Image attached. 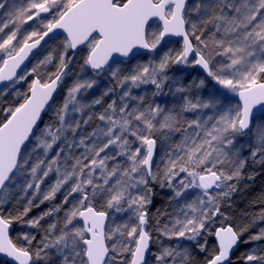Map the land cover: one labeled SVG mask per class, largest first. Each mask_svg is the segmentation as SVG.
<instances>
[{
  "label": "snow or ice",
  "instance_id": "obj_1",
  "mask_svg": "<svg viewBox=\"0 0 264 264\" xmlns=\"http://www.w3.org/2000/svg\"><path fill=\"white\" fill-rule=\"evenodd\" d=\"M6 3L0 0V9ZM44 13L53 15L39 21L43 31L26 32L17 40L21 26ZM154 17L163 22L162 27L150 31L148 23ZM56 29L67 34L56 71L44 80L37 74L41 65L52 63L49 53L30 72L17 76L32 49ZM0 34V83L12 82L0 95L33 76L27 93H15L23 96L22 102L0 114V254L10 258L8 264H191V247L204 254L203 264H234L241 236L256 220H264L262 209L251 224L237 229L222 222L228 217L221 211L222 201L227 202L243 178L247 160L264 164V0H29L24 7H9ZM171 36L181 37L182 47L164 51L158 60L137 63L126 74L118 67L123 61L109 64L114 54L135 58L134 50L155 52ZM81 45L87 53L80 72L91 69V74L75 78L61 106L49 105L71 62L66 59L69 50L80 55L75 50ZM172 65L199 66L215 85L236 94L242 103L232 107L224 92L202 97L198 89L205 86V79L185 86L167 75ZM103 75H110L123 89L120 103L113 99L98 114L73 118L75 113L83 117L85 109L100 105L103 96L114 91L106 89L90 103L81 101L96 86V77ZM142 85H153V96L168 86L169 91L184 94L183 103L178 110L145 103L143 96L132 94ZM130 101L137 104L129 107ZM46 106L56 119L40 127ZM207 109L213 114L201 118ZM183 113L196 115L186 119ZM93 115L102 125L78 136ZM157 133L162 149L158 157ZM177 133L180 138L174 140ZM244 137L249 139L241 142ZM76 148L84 151L77 156ZM39 149L42 153L32 160ZM245 149L248 157L242 155ZM118 157L125 162L110 166ZM25 173L30 179L18 184ZM51 173H55L54 183L41 192ZM65 185L61 204L25 219L34 206L53 201ZM153 185L171 189V198L177 201L176 213H164L170 217L167 223L160 225L156 219V231L174 245L154 239L146 227ZM14 187L33 194L21 210L8 211L3 206ZM189 189L200 190L196 199H188ZM76 193L79 196L69 203ZM38 195L41 199L34 205ZM66 204L62 220L49 221L47 226L41 223ZM125 212L128 220L118 223L116 214ZM217 217L222 219L214 228ZM14 223L43 235L34 244L36 235L22 232L17 242L9 231ZM208 237H214V245H209ZM258 241H264V228L242 242ZM237 259L243 264H264V245L257 244Z\"/></svg>",
  "mask_w": 264,
  "mask_h": 264
},
{
  "label": "rangeland",
  "instance_id": "obj_2",
  "mask_svg": "<svg viewBox=\"0 0 264 264\" xmlns=\"http://www.w3.org/2000/svg\"><path fill=\"white\" fill-rule=\"evenodd\" d=\"M29 2V0H7V3L5 4V9H0V22H2L6 16H7V10L9 9L10 6L15 5L16 7H24L26 4ZM191 3V0H189ZM52 13H44L41 15V17H38L36 20L29 21L28 23L24 24L21 26V31L18 33L17 40H20L21 37L26 33L30 32L33 30L37 31H43V25L39 23V21L42 18H47L50 19ZM161 24L159 22H154L149 26V30H158L161 28ZM9 29H5V32H8ZM207 35V33L205 34ZM3 37V34H0V38ZM65 37H57L52 40H50L46 45H44L37 53H35L32 58L29 60L28 65L26 68L18 75L20 76L21 74L25 72H30L31 69L36 66V64L39 61H42L45 56H47L49 53L53 55V61L50 64L47 65H41V68L38 69V75H40V78L42 80L46 79L47 74L55 72L56 71V65L58 64V60L56 59L60 54L61 50L63 48V40ZM16 43V41H14ZM182 47V42L181 41H175V40H168L163 43L156 49L155 52H146L137 55L135 58H129V59H124V60H119L123 61V63H119L118 67L121 70V74H126L127 72L131 71V69L137 64V63H147L150 60H158L159 57L162 55L164 51H167L169 49L176 51L179 50ZM84 49L83 52L81 50ZM82 49L76 51V53H80V55H74L72 50H69L68 57L66 59L71 60V62L68 65V69L66 70V75L63 77L62 83L59 85L58 92L53 99V102L51 105H54V107H59L62 105L64 99L67 96V91L68 88L71 87V84L74 82L75 78L80 75V76H87L90 75L92 70L91 69H86L84 73L80 72V66L83 64V58L84 55L87 53V49L83 47ZM217 59H221L220 57H217ZM198 68V69H197ZM167 75L170 78L177 79L180 81L181 84L188 86L193 83V81H198L200 79H205V86L201 89H198L202 97H207L211 92H224L227 95V99L231 102V106L235 107L237 103L239 102V97L234 94L227 92L226 89H222L220 86L215 85V82L211 80L210 77H206V73L203 72V70L199 69L198 66L196 67H183L180 65H172L167 72ZM33 76L28 75L25 80L20 81L15 85L14 88H7L6 94L0 95V114L3 113V110L6 109L9 106H16L23 100V96L21 95L20 97H17L15 93L19 91L20 93H27L28 92V85L32 81ZM97 84L94 88L90 89L86 95H84L81 98V101L83 103H90L93 99L99 98L103 96V93L106 89L112 88L114 91L110 92L109 95L103 96L102 103L100 105H93L91 108L85 109V114L83 117H81V114L75 113L73 118L75 119H87L88 114H98L104 110V108L107 106L108 103H111L113 99H117V103L119 104L120 101L118 100L119 94L123 91V89L116 87V81L110 76V75H103L96 77ZM171 82V81H170ZM10 85V84H9ZM3 87L0 90L5 89ZM155 91V88L153 85H142L140 88H133L132 89V94L135 96H143L145 98V103L147 102H155L157 104H160L162 107H164L166 110L168 109H179V106L183 103L181 97L184 95L183 93H174L172 91H169L168 86H165L164 92L160 95L153 96L152 93ZM193 94H195L193 92ZM137 104V101H130L129 107H132L133 105ZM213 110L207 109L204 110V115L201 118H206L207 115H212ZM196 114L195 113H183V116L186 119H192ZM2 118V117H0ZM55 114L54 111H47V118L43 120L42 124L40 127L43 126L45 123H52L55 121ZM97 125H102V122L99 121L96 118V115H93V119L88 122L87 125H82L81 129L78 130V136L83 135L86 133H89L93 131ZM70 135V134H69ZM180 134H174L173 139L174 140H179ZM133 139V138H130ZM156 139H157V147H156V154L157 157L162 154V149H161V139H160V134H156ZM249 139L248 137H244L241 142H244V140ZM35 143V142H33ZM62 143V142H61ZM61 145L54 146L52 152L49 153V156H51L53 153H55L58 150V147ZM133 147H136V144H133ZM42 149H39L36 153L32 154V160L36 158L37 155L42 153ZM84 150L82 148H76L74 149L75 155L79 156ZM111 151V149H109ZM103 155V154H102ZM242 155L244 157H248L249 153L248 150L245 149L242 151ZM64 154H61V158L63 159ZM32 160L29 161V163L32 162ZM156 161V157H154V162ZM252 161L250 158L247 160V162ZM121 163L123 164L125 162L124 157H118L117 160L110 161L109 164L110 166L112 164L116 163ZM184 174L182 173L181 176ZM245 176V168L243 169V178ZM55 173H51L49 177L45 180L44 184L41 185V192L46 191L47 187L50 186L52 183H54L55 180ZM242 178V179H243ZM30 177L25 173L24 176L19 177L17 183L18 184H23L25 183ZM241 179V180H242ZM240 180V182H241ZM240 182L238 184H240ZM71 183V181L69 182ZM229 183L231 184H236V181H230ZM236 184V185H238ZM68 188V185H65L64 188L60 190L56 194V197L53 201H45L42 204H39V207H33L32 211L28 214L25 219L31 218V217H36L40 215L41 213L45 212L48 210L50 207H52L54 204L59 205L62 203L66 189ZM32 191L28 190L27 195L24 194L23 191H21L19 188L14 187L10 193H9V200L8 202L3 206L5 210L12 211L14 208L15 210H21L26 202V200L32 196ZM153 194L159 196V203L157 207V211L161 208L160 213H159V222L160 225H163L167 223L170 219L169 215L164 214V213H176L178 211V204L177 201L172 200L171 198V189L167 187L161 188L159 185H153ZM200 194L199 189H189L187 196L189 200L196 199V197ZM79 196V193L73 194L69 198V203L74 201L76 197ZM41 197L38 195L36 197V200L33 201V204L36 205L39 203ZM19 201V203H17ZM223 203V201H222ZM221 203V204H222ZM149 206V205H148ZM183 206V199L179 202V207ZM69 205H63V208L60 213L54 215V216H49L47 217L44 221H41V223L45 226H47V223L49 221H55L57 219L62 220L63 218V212L64 209H67ZM5 215H7V211L4 212ZM13 214H15V211H13ZM129 213H117L116 214V221L119 223L122 220L127 221L128 220ZM75 223H79L78 221ZM157 225H156V220L153 222L150 221L149 219V224L147 226V229L152 232L153 238L154 239H159L160 241L163 242L165 245H174L176 242L175 241H169L164 237H161L159 235V232L156 231ZM264 228V225L260 227V229ZM22 232H31L32 234L36 235V241L33 243H38L40 240L41 236L43 235L42 231H39L37 229H29L25 226H22L20 223H14L11 228V233L10 235L13 237L14 240H17L18 237H20ZM210 237H208L209 239ZM17 242H20L17 240ZM261 241L258 242H252V245L249 246L246 251L251 250L252 248L256 247L257 244H261ZM183 244L189 245L191 242L188 241H182ZM153 250H155V247H153ZM190 252L193 256L195 254H199V250L196 249L195 247H191ZM245 251V252H246ZM244 252V253H245ZM243 253V254H244ZM196 261L199 260V258L196 256ZM0 260L2 262L6 261L4 259ZM192 261V259H191ZM0 262V264H3ZM243 264V262H242Z\"/></svg>",
  "mask_w": 264,
  "mask_h": 264
},
{
  "label": "trees",
  "instance_id": "obj_3",
  "mask_svg": "<svg viewBox=\"0 0 264 264\" xmlns=\"http://www.w3.org/2000/svg\"><path fill=\"white\" fill-rule=\"evenodd\" d=\"M47 118V114L45 119ZM251 177V179H249ZM159 203V196L152 195V203L148 206V214L150 221L154 222L158 217L161 208L157 211ZM264 209V164H254L252 161L246 163L245 176L243 183H240L236 190L231 194V197L227 199L226 203L221 204V211L228 217L227 220L222 221L226 224H231L237 229L244 225L251 224L253 217L257 216L260 211ZM218 223L213 227H218L221 222V217L216 218ZM264 225V220H256L254 224L248 228V231L244 232L241 236V244L234 254V264H242V261L237 259L242 255L246 249L252 245V243L245 244L242 241L246 240L250 235L259 231V228ZM209 245H214L215 241L213 237L209 239ZM264 245V241H262ZM196 256L199 258L196 261ZM204 254L199 252L193 256L191 264H203ZM0 262H2L0 260ZM8 264L7 262H2Z\"/></svg>",
  "mask_w": 264,
  "mask_h": 264
},
{
  "label": "water",
  "instance_id": "obj_4",
  "mask_svg": "<svg viewBox=\"0 0 264 264\" xmlns=\"http://www.w3.org/2000/svg\"><path fill=\"white\" fill-rule=\"evenodd\" d=\"M154 22H159L162 26V21H159L157 18H152L151 20H149V23H148V27L154 23ZM66 33L63 32V30L61 29H56L54 32L50 33L48 37H45L44 41H41L40 45H38L36 48L32 49V51L29 53L27 59L24 60V62L20 65V67L17 69V76L26 68V66L28 65V62L29 60L32 58V56L37 53L44 45H46L50 40L54 39V38H57V37H66ZM168 40H175V41H181L182 42V38L181 37H176V36H171V37H165V41H168ZM164 41V42H165ZM163 43V42H162ZM83 47H85L84 45H81L79 46L76 50H80L82 49ZM137 52V55L139 54H142V53H146L149 51L148 50H145V49H139V50H134ZM73 52V51H72ZM129 58H132V57H129ZM129 58H124V57H119L117 56L116 54L113 55V58L112 60L109 61V64H112L113 61H119V60H124V59H129ZM199 67V66H198ZM200 69V68H199ZM202 70V69H201ZM12 82L11 81H5L4 83H0V89H2L3 87L11 84ZM59 88V86H58ZM58 88H57V91L53 94V97H52V100L49 101V105L52 104L53 102V99L55 98L57 92H58ZM240 103H242V101L239 100ZM258 108L260 107L259 105L257 106ZM48 111V107L46 106L45 108V111L42 113L41 115V122L38 124V126H41L43 120H44V117H45V114L47 113ZM254 112H255V109H254ZM30 141H31V138H30ZM28 142H26L27 144ZM12 228V227H11ZM11 228H10V233H11ZM214 238V237H213ZM215 241V239H214ZM241 243H238V245L236 246V248L234 249V254L235 252L237 251V249L239 248ZM0 258L1 259H4L7 263H8V260H10V258H5L3 256V254H0Z\"/></svg>",
  "mask_w": 264,
  "mask_h": 264
},
{
  "label": "bare ground",
  "instance_id": "obj_5",
  "mask_svg": "<svg viewBox=\"0 0 264 264\" xmlns=\"http://www.w3.org/2000/svg\"><path fill=\"white\" fill-rule=\"evenodd\" d=\"M240 183H243V179L241 180ZM238 185H239V184H238ZM238 185H236V187H237ZM259 230H260V228H259ZM260 243H261V245H263L262 241H261Z\"/></svg>",
  "mask_w": 264,
  "mask_h": 264
},
{
  "label": "flooded vegetation",
  "instance_id": "obj_6",
  "mask_svg": "<svg viewBox=\"0 0 264 264\" xmlns=\"http://www.w3.org/2000/svg\"><path fill=\"white\" fill-rule=\"evenodd\" d=\"M197 69H198V68H197ZM147 226H148V225H147ZM147 226H146V227H147ZM213 239H214V238H213Z\"/></svg>",
  "mask_w": 264,
  "mask_h": 264
}]
</instances>
